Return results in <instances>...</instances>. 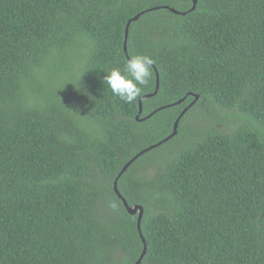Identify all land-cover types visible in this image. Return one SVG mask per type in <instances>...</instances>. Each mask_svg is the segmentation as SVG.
<instances>
[{"label":"trees","instance_id":"1","mask_svg":"<svg viewBox=\"0 0 264 264\" xmlns=\"http://www.w3.org/2000/svg\"><path fill=\"white\" fill-rule=\"evenodd\" d=\"M193 7L0 0V264H136L114 182L196 97L119 179L142 264H264V0ZM140 53L152 76L124 103L103 71ZM211 110L231 123L187 124Z\"/></svg>","mask_w":264,"mask_h":264},{"label":"clouds","instance_id":"2","mask_svg":"<svg viewBox=\"0 0 264 264\" xmlns=\"http://www.w3.org/2000/svg\"><path fill=\"white\" fill-rule=\"evenodd\" d=\"M153 59L146 54L130 55L123 67L103 71V83L124 103H133L152 76Z\"/></svg>","mask_w":264,"mask_h":264},{"label":"water","instance_id":"3","mask_svg":"<svg viewBox=\"0 0 264 264\" xmlns=\"http://www.w3.org/2000/svg\"><path fill=\"white\" fill-rule=\"evenodd\" d=\"M194 2V7L192 10H195L196 8V4H197V0H193ZM172 12L174 13H177V14H180L179 12H177L176 10L174 9H171ZM143 15L142 14H139L138 16L134 17L133 19H131L128 24H127V27H126V32H125V42H124V51L127 53V42H128V36H129V31H130V26L133 22H137L140 17ZM159 87H160V80H159V75L157 74V83H156V92H158L159 90ZM152 95H148L147 97H151ZM199 97H196V100L190 104L183 112L182 114L179 116V118L176 120L175 122V125H174V131L173 133L166 139H164L163 141H161L160 143H158L157 145L155 146H152L150 147L149 149L147 150H144L142 151L141 153H139L137 156H135L130 162H128L124 167L123 169L121 170V172L119 173L116 181L114 182V190L118 196V198H120L124 204V206L126 207L127 211L129 212V214L131 215H136L138 216V230H139V233H140V236L142 238V241L144 243V250L139 258V260L136 262V264H142V261L143 259L145 258L146 254H147V245H146V241H145V238L143 237V234H142V221H143V218H144V215H145V209L143 206H135V207H131L127 200L122 196L121 192L119 191V188H118V183H119V179L128 171V169L132 166L133 163H135L140 157H142L143 155H145L146 153H148L149 151L167 143L169 140L173 139L175 136H177L178 134V128H179V125L181 123V120L182 118L184 117V115L188 112V110L198 101ZM185 100H182L180 102H178V104H181L182 102H184ZM164 109V108H162ZM143 112V106H142V98H140V111H139V116L142 114ZM153 114H151L150 116H148L147 118H150ZM139 116L137 117V119L139 120ZM146 119V118H145ZM145 119H142L141 121H144Z\"/></svg>","mask_w":264,"mask_h":264},{"label":"rangeland","instance_id":"4","mask_svg":"<svg viewBox=\"0 0 264 264\" xmlns=\"http://www.w3.org/2000/svg\"><path fill=\"white\" fill-rule=\"evenodd\" d=\"M222 113L225 114L226 112H222ZM222 113L220 114L219 112H215L214 110H211L210 112H207L205 116H203V115H199L198 112H194V114L189 118L190 122L187 124L192 125V126L196 125L197 127L204 126L205 124H206L205 126H207L206 122L211 119V120H215L217 122L216 125H218V124L229 125L231 123V120L228 119L227 115L228 114L232 115V113H227L226 116L224 114L222 115ZM206 118H209V119H206Z\"/></svg>","mask_w":264,"mask_h":264}]
</instances>
